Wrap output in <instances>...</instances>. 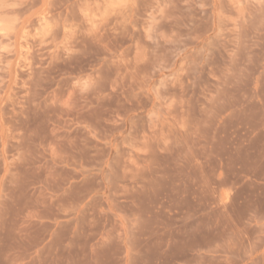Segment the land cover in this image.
I'll return each mask as SVG.
<instances>
[{
  "label": "rangeland",
  "instance_id": "obj_1",
  "mask_svg": "<svg viewBox=\"0 0 264 264\" xmlns=\"http://www.w3.org/2000/svg\"><path fill=\"white\" fill-rule=\"evenodd\" d=\"M0 264H264V0H0Z\"/></svg>",
  "mask_w": 264,
  "mask_h": 264
}]
</instances>
